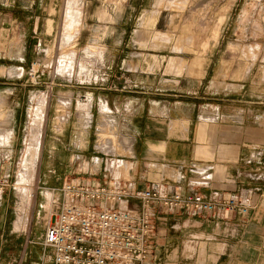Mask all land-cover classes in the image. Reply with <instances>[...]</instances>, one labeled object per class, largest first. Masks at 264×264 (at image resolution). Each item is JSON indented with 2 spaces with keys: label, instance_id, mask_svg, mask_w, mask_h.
<instances>
[{
  "label": "crops",
  "instance_id": "1",
  "mask_svg": "<svg viewBox=\"0 0 264 264\" xmlns=\"http://www.w3.org/2000/svg\"><path fill=\"white\" fill-rule=\"evenodd\" d=\"M15 1L5 2V10L13 11ZM0 2L3 9L4 1ZM36 3L17 4L23 13L32 14L34 20L26 21L29 27L39 26L41 0ZM146 42L153 45L154 37ZM163 43L161 51L150 48L136 55L141 62L155 57L165 62L163 68L137 70L138 83L68 88L69 113L63 118L56 106L45 136L50 95L35 96L28 122L27 88L0 84V115H5L0 117V177L9 180L16 156L23 155L15 215L10 197L0 192V264H53V250L37 240L43 237L50 215L46 188L68 181L52 182L47 176H57L62 163L40 162L37 189L42 200L31 220L28 203L30 184L46 155L70 156L69 169L75 172L81 162L73 161V156L86 157L87 171L78 173L88 179H72L75 182L115 181L133 189L199 192L214 202L235 197L249 208L246 214H227L222 209L154 205L149 209L152 248L145 264H264V51H254L248 38L229 41L223 30L217 40L208 41L210 50L192 55L169 53V37ZM229 43L245 46L233 51ZM222 44L227 45L225 50ZM176 59L199 61L202 67L169 73V66L179 70ZM105 131L110 136L100 140ZM117 206L135 212L144 209L138 199ZM59 208L56 204L55 210Z\"/></svg>",
  "mask_w": 264,
  "mask_h": 264
},
{
  "label": "rangeland",
  "instance_id": "2",
  "mask_svg": "<svg viewBox=\"0 0 264 264\" xmlns=\"http://www.w3.org/2000/svg\"><path fill=\"white\" fill-rule=\"evenodd\" d=\"M1 1L4 3L0 9V84L8 82L27 88L30 93L28 122L35 96L50 95L44 136L48 126H52L56 106L62 110L61 116L67 117L70 105L65 103L71 99L67 91L71 86L112 82L134 84L140 82L137 70L163 68L165 62L161 58L141 62L136 55L149 52L150 48L161 51L166 37H169V53L192 55L208 51L212 47L208 41L217 40L222 30L229 41L248 38L253 42L254 51H264V0H41L38 27H29L26 21L28 17L29 23L34 20L32 14L23 13V9L17 6L22 3L31 7L37 4V0H16L13 11L5 10L8 0ZM9 6L7 4V9ZM151 37H154L153 45L146 42ZM140 39L142 43L137 42ZM244 46L229 43L228 47L234 51L236 47L241 50ZM226 47V44L221 46L222 50ZM176 61L179 70L169 66V73H182L187 67L191 71H199L202 67L199 61ZM28 122L24 132L26 140ZM104 136H110V133H101L100 140H104ZM22 157V154L16 156L14 173L1 191L10 197L9 207L14 215L19 208L17 171ZM70 158L68 155H46L39 161L30 184L34 194L28 202L31 206L30 220L34 207L37 208V203L42 200L37 189L41 176L40 162L62 163V171L57 172L61 178L56 180L57 176L47 173L52 182L55 180L62 184L65 179H88L86 174L78 173L87 171V158L73 156V161L78 158L77 162H81L77 172L70 171ZM47 194L50 198L51 194ZM49 206L48 200L46 208Z\"/></svg>",
  "mask_w": 264,
  "mask_h": 264
},
{
  "label": "built area",
  "instance_id": "3",
  "mask_svg": "<svg viewBox=\"0 0 264 264\" xmlns=\"http://www.w3.org/2000/svg\"><path fill=\"white\" fill-rule=\"evenodd\" d=\"M7 183L0 177V192ZM46 190L51 194L50 215L39 243L53 250V264H145L152 248L154 226L149 209L154 205L211 212L222 209L227 214L249 210L235 197L214 202L199 192L185 195L133 189L115 181H65ZM127 199L140 200L144 209L135 212L117 206Z\"/></svg>",
  "mask_w": 264,
  "mask_h": 264
},
{
  "label": "bare ground",
  "instance_id": "4",
  "mask_svg": "<svg viewBox=\"0 0 264 264\" xmlns=\"http://www.w3.org/2000/svg\"><path fill=\"white\" fill-rule=\"evenodd\" d=\"M35 116H37V114H36ZM31 196L33 197V196H34V194H33V193H31Z\"/></svg>",
  "mask_w": 264,
  "mask_h": 264
}]
</instances>
